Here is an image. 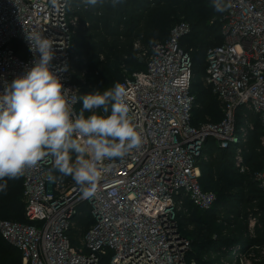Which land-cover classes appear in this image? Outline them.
<instances>
[{
	"label": "built area",
	"instance_id": "2783aa9c",
	"mask_svg": "<svg viewBox=\"0 0 264 264\" xmlns=\"http://www.w3.org/2000/svg\"><path fill=\"white\" fill-rule=\"evenodd\" d=\"M229 2L227 11L209 21L219 24L221 43L207 49L202 76L222 119L193 124L192 49L180 44L191 30L187 22L175 24L149 49L134 40L144 68L128 72L121 65L126 75L119 83L129 93V114L143 143L113 163L89 198L74 181L49 179L59 177L51 158L21 177L28 222L0 219V235L23 264H198L188 257L191 241L180 222L188 207L209 211L216 203V195L200 184L207 138L234 149V166L242 174L248 161L238 145L261 130L255 150H264V0ZM88 8L80 0H71L70 10H55L49 0H0V94L33 66L39 53L29 51L27 36L42 33L54 42L51 70L81 96L90 86L88 60L74 40L78 13ZM252 180L264 195V160ZM228 250L220 264H264V197L262 208L248 216L242 240Z\"/></svg>",
	"mask_w": 264,
	"mask_h": 264
},
{
	"label": "trees",
	"instance_id": "16d2710c",
	"mask_svg": "<svg viewBox=\"0 0 264 264\" xmlns=\"http://www.w3.org/2000/svg\"><path fill=\"white\" fill-rule=\"evenodd\" d=\"M213 12L217 11L212 0H121L115 6L112 0H104L103 5L82 10L78 13L80 28L74 41L79 54L88 60L90 86L85 87L81 96L111 88L116 80L121 81L126 75L121 65L128 72L144 68L136 58L133 41L139 39L149 49L156 42L165 40L169 34L163 39L161 37L177 21L187 22L191 28L180 44L186 50L192 49L193 78L202 77L207 49L221 43L219 24H209ZM192 87L191 93L196 97L193 124L206 122L202 121L204 117H210L209 122H219L222 114L210 87L200 88L202 86L193 84V81ZM81 107L82 101H79L78 112ZM238 116L237 122L241 124V115ZM260 133L261 130L238 145L248 161L249 170L243 174L235 169L233 148L221 149L213 138L206 140L199 163L200 184L204 190H217V193L212 191L216 195V203L209 211L195 208L199 216H185L181 220L191 225L202 217L207 219L200 222L198 230L190 232L192 250L188 257L198 264H202L204 258H208L206 264H220L228 249L242 240L248 216L263 206V192L252 180V172L259 169L264 160V150H255ZM55 173L60 176L58 171ZM63 180L73 181L71 177ZM22 191L21 177L8 180L6 192H0V219L28 222L24 217ZM21 260L19 251L9 246L0 235V264H22Z\"/></svg>",
	"mask_w": 264,
	"mask_h": 264
},
{
	"label": "clouds",
	"instance_id": "9594fccd",
	"mask_svg": "<svg viewBox=\"0 0 264 264\" xmlns=\"http://www.w3.org/2000/svg\"><path fill=\"white\" fill-rule=\"evenodd\" d=\"M49 2L55 10L71 8V0ZM120 2L112 0L113 6ZM80 3L97 6L104 0ZM212 6L225 12L230 2L212 0ZM27 39L29 51L39 56L0 94V192H6L8 180L19 179L51 158L60 176L49 179L62 182L71 177L83 197L89 198L113 163L143 143L142 131L129 114V93L117 82L102 91L74 96L51 70L53 40L42 33L28 34ZM78 101H82L79 112L74 109Z\"/></svg>",
	"mask_w": 264,
	"mask_h": 264
},
{
	"label": "rangeland",
	"instance_id": "374dc122",
	"mask_svg": "<svg viewBox=\"0 0 264 264\" xmlns=\"http://www.w3.org/2000/svg\"><path fill=\"white\" fill-rule=\"evenodd\" d=\"M219 12H213V15H212V17H214V16H216L217 14H218ZM180 19H181V17H180ZM177 23H179V21H177L175 24H177ZM175 24H173L172 25V27L175 25ZM172 27H170L169 28V31L166 33V34H164L162 37H161V39H163V38H165V37H167L168 36V34H169V32H170V30L172 29ZM141 70H143V67L141 68ZM119 81V80H118ZM115 83H117V80H116V82ZM193 84H199L200 86H202V87H200V88H205V84L203 83V79H202V77L201 76H195L194 78H193ZM191 89H193V87L191 88ZM198 90V89H197ZM89 113H85V115H88ZM208 119H210V117H204L203 119H202V121H209ZM244 129H245V131H247V125L245 124L244 125ZM248 133H252V131H250V130H248ZM212 191H214L215 193H217V190H212ZM187 215L186 216H199L197 213H196V209L195 208H193V207H188L187 209ZM200 221L198 222V223H193V224H191V225H187V223L186 222H184V220L181 222V228H182V231H183V233L185 234V236L191 241V236H190V232L191 231H193V230H198V228L201 226V223L200 222H205V221H207V219H205V217H202V218H200L199 219ZM185 223V224H184ZM197 242V241H196ZM196 244V243H195ZM196 248V247H195ZM21 263L23 264V262H22V260H21Z\"/></svg>",
	"mask_w": 264,
	"mask_h": 264
}]
</instances>
